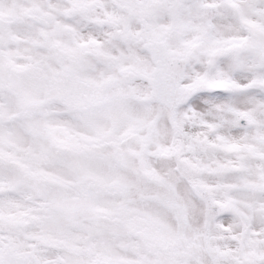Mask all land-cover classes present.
I'll use <instances>...</instances> for the list:
<instances>
[{
  "label": "snow or ice",
  "instance_id": "6c2138e0",
  "mask_svg": "<svg viewBox=\"0 0 264 264\" xmlns=\"http://www.w3.org/2000/svg\"><path fill=\"white\" fill-rule=\"evenodd\" d=\"M0 264H264V0H0Z\"/></svg>",
  "mask_w": 264,
  "mask_h": 264
}]
</instances>
